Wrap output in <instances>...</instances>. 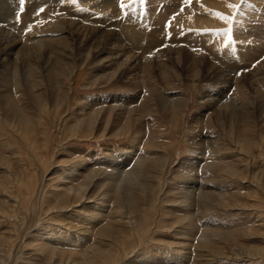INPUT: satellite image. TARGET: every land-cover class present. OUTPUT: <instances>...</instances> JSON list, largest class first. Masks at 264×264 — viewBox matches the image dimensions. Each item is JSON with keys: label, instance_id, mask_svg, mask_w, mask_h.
Instances as JSON below:
<instances>
[{"label": "rangeland", "instance_id": "rangeland-1", "mask_svg": "<svg viewBox=\"0 0 264 264\" xmlns=\"http://www.w3.org/2000/svg\"><path fill=\"white\" fill-rule=\"evenodd\" d=\"M122 3L124 7L121 0H26L18 23L19 0H0V28L4 29L0 32L17 34L21 42L44 37L34 32L37 27L61 19L77 23L89 37L96 28L103 30L98 33L102 36L99 48L117 32L128 47L127 56L144 55L155 64L152 76L145 79L147 88L140 70L134 72L136 80L122 78L119 70L104 81L101 75L113 74L115 69L94 70L99 58L72 40L64 45L72 57L70 65L68 61L60 65L63 70L66 67L60 86L52 84L47 68H41L43 56L35 53L21 56L8 67L0 64V264H264V115L261 108L255 113L254 107L256 90L264 93V81H254L264 78L263 69L254 71L256 61L263 57L253 54L258 47L249 45L248 55L237 58L233 54L242 42L264 39L260 13L264 0ZM228 3L239 7L231 9ZM216 12L233 16L234 44L230 47L224 46L223 32L204 31L228 27ZM252 14L256 20L245 17ZM243 23L252 26L248 29L252 35L241 29ZM130 27L147 34L152 28L161 30L159 47L152 48L146 38L138 43L127 40L124 30ZM62 36L69 37L67 32ZM205 41L210 44L207 48ZM181 47V51L176 49ZM194 49L223 72L213 78L212 69L198 65L200 71L192 77L187 64ZM160 53L171 58L166 68L168 82L162 80L156 65ZM34 80L39 87L30 86ZM232 83H243L244 98L236 95ZM155 89L165 101L180 102L174 122L167 118L168 111L159 113L166 103L158 104L153 95L146 97L150 91L157 93ZM128 95L133 101L130 106L138 107L148 99L152 110L134 122V133L114 137L94 129L80 136L74 130L78 117ZM233 97L249 113L248 125L228 117L227 110L221 120L216 119L220 103ZM209 98L212 102L206 106ZM17 116L27 123L20 124ZM147 123L160 132L158 143L164 150L144 147L152 135ZM144 150L156 152L155 161L149 154L152 162L133 177L129 170L139 156H145ZM201 182L207 184L200 187Z\"/></svg>", "mask_w": 264, "mask_h": 264}, {"label": "bare ground", "instance_id": "bare-ground-1", "mask_svg": "<svg viewBox=\"0 0 264 264\" xmlns=\"http://www.w3.org/2000/svg\"><path fill=\"white\" fill-rule=\"evenodd\" d=\"M96 5H98V4L96 3ZM98 7H99V5H98ZM262 12H264V10H261V12H260L261 15H263V17H264V14ZM247 13H248V11H247ZM255 14H256V12H255ZM23 15H24V13H23ZM253 15L254 14H252L251 16L247 15L245 17H249V19H251V20L252 19L253 20H256L255 17H254L255 19L252 18ZM160 16H158L159 19L161 18ZM150 18H151V16H150ZM257 19H258V15H257ZM202 20H204V17L202 18ZM186 21H187V24L188 23H191L190 19H187ZM152 22L153 23H156L154 21H152ZM200 22H201L200 20H196V23L199 24V25H200ZM131 23H133V22H131ZM145 23H147V22H145ZM72 24H74V23H72V22H66V21L61 20V19H56V22H54V24H52V25L50 24V26H45V27H42V28L37 27L38 29L36 31H34L36 33H43L45 35L44 37L38 38V39L35 38L36 40L30 39V40H28V42H25V41L21 42L20 39L18 38L17 34L16 35H14V34H8L9 33L8 32L7 33L8 35H6L5 33L0 32V64H1V68H4V66H7L8 67L15 60H17V61L20 60L21 56L30 57L33 53H35V55L37 54L38 57L39 56L40 57L43 56L44 63H43V65H42L41 68H47V70H48L47 73L50 74V76L52 77L53 82H54L52 84H59V83H61L60 77L61 76L64 77V74H63L64 72L63 71L66 68L65 67L64 70H63L60 67V65L62 64V66L64 67V64H67V62H65V61H68V60L70 61L71 60V57H72L71 56V53L68 52V49H67L68 46L66 48L64 45H66V43H67L68 40H72L73 41V44L75 46H78L79 45V47H80V44H82V46L84 45L86 47L85 50H88L89 53H91V54L94 53L95 58H99L96 63L94 62V66L92 65L93 68H94V70H97L98 69V70H101L102 72H104L103 69H101L102 67L105 68V69L106 68H109V67H113V69H115L114 70L115 73H113V74H111V72H110V74H103V75H101V78H103L104 81H106V82H107V80L109 81L111 78L114 77V75L116 74V72L119 71V70H121L120 71V74H121L122 78H125V79L129 78L131 80H136L138 77L137 78L136 77H133L135 75L134 72L136 70H140L141 73H142V75H143L142 78H141V80L144 83V85L146 86V80L145 79H146V77L152 76V71H153V68L155 66V64H152L151 60H149L150 57L149 58H146L144 55L142 57H139L136 54H133L131 56H129V55L127 56L125 53H127L126 51H127L128 47H126V45L122 42L123 38L117 32H113L112 34H110L108 36V39L106 38L107 41H104L105 42V44H103L104 47L103 48H99V46L101 45V42H102L101 41L102 36H99L100 34H98V33H103L102 32L103 30L101 31V30H99V29L96 28L94 30L93 34L91 33L92 36L89 37V36H86V33L82 31L83 30L82 27H80L79 25H77V23L74 24V27L72 26ZM191 25H192V23H191ZM150 26H155V25H150ZM243 27L244 28H241V29H246V32H247L246 35H252L251 33L248 32V29L251 28L252 26L248 25V23H243ZM34 28L36 29V27H34ZM130 28H128V29L125 28V30H124L125 31V34H126V37H127L126 38L127 40H132V41L135 40L138 43L140 40H144L146 38L148 40V42L152 45V48L159 47L158 46L159 45V42L161 43V41H159L160 40L159 39V37H160L159 36V33H161L160 32L161 30L159 31L156 28H152L151 27L152 29L149 32L150 34L149 33L147 34V32H144L143 30H140V31L139 30L138 31L135 30V27H130ZM2 29H3V27H2ZM259 29H260V27H259ZM122 31H123V29H122ZM65 32H67V35H69V37H63L62 36L63 33H65ZM46 34H50V35L53 34L54 36H57V37H52V36H49L48 37V35H46ZM239 35H241V34H239ZM242 35H245V33L242 34ZM260 35H262V34H260ZM238 38L240 39L241 37L238 36ZM258 38H260V37H258ZM242 39H244V38H242ZM247 41L248 42H246V43L245 42H242V45L241 46L236 45V48H235L233 54H235V56H237V58H239L240 56H242L244 54H247V52H249V46H250L251 49L254 48L255 46L258 47V50L257 51H254L253 54H255V53H259V55L262 54L261 56L263 57V59L256 61L257 63L255 65V67L253 66L255 68L254 71L257 72V71H260L262 69L264 70V43L261 42V41H264V39L263 40H259V41H256L255 40L254 42H251L250 40H247ZM20 42L22 43L21 47L20 48L16 47L18 45V43H20ZM209 45L210 44H208L207 41H205L204 46L207 48V46L209 47ZM259 45L260 46L263 45V46H261V48L259 49V47H260ZM145 46H147V45H145ZM148 46H150V45H148ZM230 46H228V47H230ZM69 47H70V45H69ZM81 49H82V47H81ZM176 49H179V51H181L182 50V47L181 48H176ZM176 49L174 50V52L175 51H178ZM78 51H79V49H78ZM194 51H195L194 52V57H192V59H190V61H189L188 57L186 56L187 59H188V61H189V65L187 64V66L190 67V70L193 73L192 77L198 75V73L200 71V70L199 71L197 70L198 69L197 68L198 65L200 67L203 65V67H205V69L207 68V70L208 69H212V71H213V75H212L213 78H214V76L218 77L220 75L218 72H223V71H221L219 69H216L214 67L215 64H210L208 61H206L205 59H207V58L205 57V59H204V56L201 55L200 50H199L200 53L199 52L197 53L198 50H196V49H194ZM161 53L157 55L158 60H159V58H161V59L157 62L156 65L161 70L160 71V74L162 76V80H163V78H165L167 80V78H169L168 77L169 76V72H168V70L166 68L169 67L170 59L171 58L169 59L168 56H166L165 54H161ZM80 54H82V53H80ZM94 55L92 54V56H94ZM203 55H206V54H203ZM174 58H177L178 59V57L176 55L174 56ZM255 58H249V60H252L253 62H255V60L257 59V58L255 59ZM69 61H68V65H70V62ZM188 61L186 63H188ZM171 62H174V60H171ZM28 65H31V64L28 63ZM219 65H220V63H219ZM219 65H217V66H219ZM31 69H32V67H31ZM222 69H223V67H222ZM210 71H208V72H210ZM69 72H70L69 73V75H70L71 74V71H69ZM27 74H28V72H27ZM27 74L25 76H27ZM31 75H32V73H31ZM31 75H30V77H31ZM99 77H100V75H99ZM14 78H16V77H14ZM26 79H27V77H26ZM7 81H8V79H6V81L4 79V82H7ZM9 81H12V80H9ZM254 81L255 82H258L259 81L261 83V81H264V78L263 77L260 78V79H258V78L256 79L255 78ZM51 82H52V80H51ZM167 82H168V80H167ZM14 83H16V82H14ZM14 83H12V87L15 86ZM32 83H33L32 85L29 84L32 88L33 87L34 88L39 87V83L36 80H34ZM131 84L133 85L134 82L131 83ZM232 84L234 85V83H232ZM242 84L239 83V84H237V86L234 85L235 87H237V89H235V91H234L236 93V95L238 94L240 96H243L245 94L244 93L245 90L243 88L244 85H242ZM48 85L52 86L51 83H48ZM48 85H47V87H48ZM252 85L256 87L258 84L257 83L256 84L252 83ZM59 86H60V84H59ZM147 87L148 86H146V88ZM258 87L260 88V85ZM4 89H5V87H4ZM8 89H10V88H8ZM9 91H11V90H9ZM155 92H157V93H153V92L150 91L148 94L146 93L147 96L146 95H144V96H146L149 99H152L151 97L153 95L154 96L153 99L159 101L158 104H162L161 102L166 103L167 106H165V105L162 104V106L160 107L159 113L160 112H164V111H168L169 112L168 113L169 116L166 114L167 112H165L166 116H165V114H163V117L165 118V117L168 116L167 118L169 119V121L170 122H174L176 120V117L178 116L179 112L181 111L180 102L177 101V103H176L175 99H172V100L169 99V100H166L165 101L163 97H160L159 92H158L157 89H155ZM219 93H220L219 91H216V94H219ZM260 93H261V91H260ZM260 93H259V90L258 91L256 90V94H257V97L258 98H257V100H255L256 102L255 103L253 102V103L255 104V106H254L255 107V113L260 112L259 110L261 108V112L260 113L263 112V114H261L263 116L264 115V93H261V94ZM129 96L130 95H128L127 97L126 96L125 97H122L121 102H118L117 103V101H114V103L109 104L108 106H104L103 108L100 107V109L95 110V111H93L91 113L89 112L90 114H88V115H82L83 116L82 118L81 117H78L75 120V122H74V130H79L80 131V134H81L80 136H83V135H86L87 136V133L92 132L94 129H96V130L100 129L101 132H102V134L105 135V136H107L108 134H110V135H112L114 137L123 136V135H128V134L134 133L135 129H137V128H133L134 122H136L137 120L139 121L141 117L147 116V113H150V111H152V110H151V106H149L147 104V103H149L147 101L148 100L147 98H146L147 100H141L140 103H138V105H139L138 107L137 106L136 107L135 106L134 107L130 106L131 104H133L132 103L133 101H131V99H129ZM38 98L39 97H37V99ZM243 98H244V96H243ZM233 99H229V100H226L224 102L222 101L220 103V105H219L220 107H219V109L215 113L216 119H218V120L220 119L221 120L222 119L221 118L222 117L221 115H223L226 112V110H227L228 111V114L227 113L226 114H227L228 117H233L234 116V118H236V120H237V122L239 124L248 125L249 118H250L249 113L246 110L242 109V108H244V106L242 107V104L241 103L239 105V103L237 102L238 100L236 98L233 97ZM206 101H207V103H205V105L206 106L207 105L209 106V104H211V102H212V98H209ZM251 101H252V99H251ZM249 102H250V100H249ZM249 102H248V104H249ZM235 103H237L238 106L237 105L236 106L235 105H232V104H235ZM15 110H17V109H15ZM100 110H103L102 111V114H101ZM251 110H253V109L251 108ZM155 111L157 112V110H155ZM251 112H253V111H251ZM111 113H113V114H111ZM122 113H123V115H122ZM110 115H112V118L111 119H110ZM121 116H123V117H121ZM262 116H261V118H263ZM167 118H165V119H167ZM207 118H209V117H207ZM18 119H19V123L20 124H26L27 123V120L25 118H23L22 116L20 118L18 117ZM119 119H120V121H122L120 123V125H119V122H120ZM110 122L114 124V127H111V128L109 127V125H110L109 123ZM209 124H210L209 123V120H207V125H209ZM243 127L246 128V126H242V128ZM147 128L151 131L152 135H149V138H147L145 140V143H144L145 146L144 147L147 150H157V151L164 150L163 149V146L160 143H158V138H159L158 135L160 134V132L159 131L158 132H154L153 131V128H152V124H148L147 123ZM111 129H113V130H111ZM112 131H113V133H112ZM239 131L241 132V130H239ZM73 132H75V131H73ZM241 137L242 138H245V136H243V135H241ZM144 153H145V156H139L137 158V160L135 161L133 168L129 170L130 175H132L133 177H136L138 174H140V171H142L144 169V167L148 164V162H152V160L155 161V159H154L153 156H155L154 153L156 154V152L149 153L148 151H145L144 150ZM149 154L152 155V157H153L152 160L151 159H147L148 158L147 156H149ZM129 181L130 180L128 179L127 182L129 183ZM197 184H198V182H197ZM199 184H200V187H204L207 183H202L201 182ZM126 188H127V190L130 189V187H127V186H126Z\"/></svg>", "mask_w": 264, "mask_h": 264}, {"label": "snow or ice", "instance_id": "snow-or-ice-1", "mask_svg": "<svg viewBox=\"0 0 264 264\" xmlns=\"http://www.w3.org/2000/svg\"><path fill=\"white\" fill-rule=\"evenodd\" d=\"M25 2H26V0H19V4H20L21 11L16 14V20H17L18 23L21 22V13H23L24 11H26V9L24 7L25 6ZM60 2L61 3H64L65 0H60ZM67 2H69V3H76V0H67ZM130 2H135V0H130ZM141 2H143V0H141ZM184 3L191 4L192 3V0H184ZM227 6L229 8H231V9H237L239 7V5L238 4H235V3H228ZM121 7H124V5L122 3V0H121ZM39 11L40 12H43L44 9L41 8ZM215 16L217 18H219L220 20L225 21L228 24V27L223 28V29H215V30L205 29L204 31H206V32L207 31H214V32H217V33L218 32H223V34L225 36V44H224V46L225 47H228L229 45H233L234 44L233 28H232L233 16H229V15H227L225 13H222V12H216L215 13ZM174 18L175 17H173V19ZM27 30H29V31L31 30V25H29V27H28Z\"/></svg>", "mask_w": 264, "mask_h": 264}]
</instances>
